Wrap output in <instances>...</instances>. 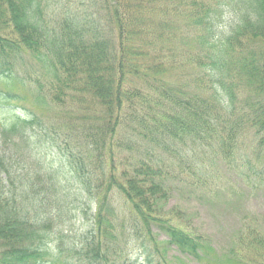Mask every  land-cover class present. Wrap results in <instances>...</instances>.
Instances as JSON below:
<instances>
[{
    "label": "trees",
    "instance_id": "obj_1",
    "mask_svg": "<svg viewBox=\"0 0 264 264\" xmlns=\"http://www.w3.org/2000/svg\"><path fill=\"white\" fill-rule=\"evenodd\" d=\"M164 1L101 0L105 32L74 17L51 26L40 0H0V140L16 147L9 161L0 154V264H120L134 243L137 261L161 264L154 227L181 252L204 249L162 212L172 165L161 153L193 172L177 143L229 154L252 132L264 146V0H231L241 16L224 38L210 11L223 3L215 0L189 48L155 42L151 12L167 13ZM183 53V64H173ZM16 63L33 73L16 72ZM193 67L203 71L199 91L190 88ZM74 196L85 210L71 206ZM89 210V235L77 234L73 218Z\"/></svg>",
    "mask_w": 264,
    "mask_h": 264
},
{
    "label": "rangeland",
    "instance_id": "obj_2",
    "mask_svg": "<svg viewBox=\"0 0 264 264\" xmlns=\"http://www.w3.org/2000/svg\"><path fill=\"white\" fill-rule=\"evenodd\" d=\"M212 2L215 0L161 2L159 8L164 6L162 9L167 8L168 12L164 15L157 10L151 12L152 20L158 27L155 42L173 48H181L184 45H186L185 48H189L190 44L196 47L197 40L204 32L202 30L204 23L200 24V18L205 16L209 9L206 10V8ZM221 2L223 3L220 7L213 5L210 11L215 19L214 22L220 25L219 37L224 38L235 27V23L241 16V10L231 0H221ZM39 5L42 21L51 26L55 25L61 29V19L74 17L75 20L81 19L88 30L98 27L99 31L106 32L107 22L101 8V0H40ZM151 37L148 38L151 39ZM159 38L161 42L158 41ZM28 55L26 53L24 58L32 60ZM183 55L185 56L182 58ZM175 56L173 64L177 61L183 64L188 57L186 53ZM15 71L20 74L31 72L20 63L15 64ZM202 76V69L193 67L190 72L191 89L200 90L199 80ZM3 86V82L0 81V87ZM27 88L30 89L31 94L36 95L37 89L32 82ZM2 102L5 103V100L0 99V109H2ZM10 102L16 103L12 100ZM26 105L30 107L32 103L26 102ZM39 109L54 116L53 111L41 107ZM4 116L7 115L0 114V121L5 118ZM259 139V136L252 132H246L229 150V154H224L220 150L215 152V147L207 145L203 146V153L200 154L195 150V146L191 148L190 141L177 143L172 148L176 149L179 155L191 156L189 160L193 166V172L190 169L183 171L175 166L178 155L170 151L161 153L157 148V151L172 165L170 167L165 165L169 167L170 173L167 184L172 188L168 191V198L160 202L162 212L169 213L171 218L178 223L181 222L189 233L198 237V241L204 248L199 250V257L181 252L167 241L169 237L164 231L154 227L153 233L161 254L159 256L161 264H259V261L264 264V257L259 255V250L253 241L259 237V233L264 234V146L258 145ZM211 142L212 140L207 141V143ZM15 149L13 143L0 140V154L7 157L4 158V162L15 158ZM73 198L72 207L80 205L83 206L81 210L86 209L84 201L80 202L76 196ZM114 200L115 204L119 203L125 210L122 199L114 195ZM90 213V210L85 216L81 212L76 213L73 223L78 231L77 234L86 232L89 235L92 228ZM253 235H257L256 238ZM139 245L134 243L132 247L120 253L118 262L144 264L143 258L137 261Z\"/></svg>",
    "mask_w": 264,
    "mask_h": 264
}]
</instances>
